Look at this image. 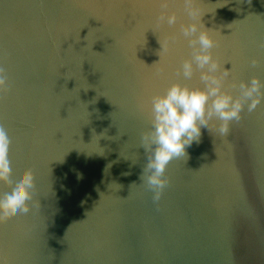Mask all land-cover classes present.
<instances>
[{"label": "water", "instance_id": "1", "mask_svg": "<svg viewBox=\"0 0 264 264\" xmlns=\"http://www.w3.org/2000/svg\"><path fill=\"white\" fill-rule=\"evenodd\" d=\"M159 2L0 0L10 182L32 169L41 205L0 225V264H264V101L251 113L246 104L227 137L219 120L202 128L169 163L158 204L141 180L151 97L173 83L204 87L199 69L177 75L191 58L182 36L157 64L159 40L191 22L170 0L179 20L156 28ZM198 2L219 42L213 57L231 71L225 90L264 84V0Z\"/></svg>", "mask_w": 264, "mask_h": 264}, {"label": "clouds", "instance_id": "2", "mask_svg": "<svg viewBox=\"0 0 264 264\" xmlns=\"http://www.w3.org/2000/svg\"><path fill=\"white\" fill-rule=\"evenodd\" d=\"M251 3V0H249ZM198 0H182L183 13L190 19V23H180L179 34H173L159 40L160 64L164 55L171 52L182 36L191 49V58L184 59L177 69V75H183L190 80L194 72L200 70V80L204 87H189L187 84L173 83L164 94L153 95L150 100L151 131L144 132L141 137V147L147 154V164L143 169L141 180L153 192V202L160 201L169 180L165 176L169 163L176 158L186 157L187 148L193 143H199L201 129H209L211 122L219 120L216 131L227 137L230 124H239L243 119L242 112L247 104L249 113L253 112L264 101V84L258 77H252L250 83L232 82L228 88L238 89L239 94L233 95L225 90L227 78L231 71L223 69L218 59L213 57L212 49L218 47V40L210 34L202 23L205 11ZM160 12L156 19V28L167 24L175 26L179 20L176 11H171L170 0H160ZM264 48V43L260 44ZM252 67L259 64V60L250 61ZM195 66V67H194ZM163 67H159L156 76H162ZM0 92H9L5 70L0 68ZM100 137H97V143ZM10 139L7 131L0 126V184L10 189L0 196V225H5L16 215L27 214L33 207H41L39 201L33 200L36 188L32 169L22 172L12 186L10 182L11 168L9 162ZM103 155V149H101ZM32 201V204H29Z\"/></svg>", "mask_w": 264, "mask_h": 264}]
</instances>
